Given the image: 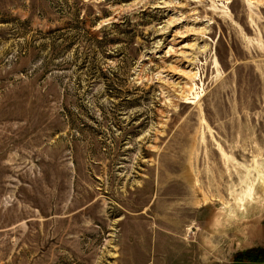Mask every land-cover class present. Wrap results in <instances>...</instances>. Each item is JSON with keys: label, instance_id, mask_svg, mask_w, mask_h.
<instances>
[{"label": "rangeland", "instance_id": "rangeland-1", "mask_svg": "<svg viewBox=\"0 0 264 264\" xmlns=\"http://www.w3.org/2000/svg\"><path fill=\"white\" fill-rule=\"evenodd\" d=\"M256 249L264 0H0V264Z\"/></svg>", "mask_w": 264, "mask_h": 264}, {"label": "trees", "instance_id": "trees-1", "mask_svg": "<svg viewBox=\"0 0 264 264\" xmlns=\"http://www.w3.org/2000/svg\"><path fill=\"white\" fill-rule=\"evenodd\" d=\"M241 256H244L246 258L244 260H247L251 264L257 263V262L264 264V249L263 250H260V249L246 250V251L236 254L235 258H240ZM240 262H243V261H240Z\"/></svg>", "mask_w": 264, "mask_h": 264}, {"label": "bare ground", "instance_id": "bare-ground-1", "mask_svg": "<svg viewBox=\"0 0 264 264\" xmlns=\"http://www.w3.org/2000/svg\"><path fill=\"white\" fill-rule=\"evenodd\" d=\"M189 73L191 74V77L190 78H195L197 73L196 72H193V71H189Z\"/></svg>", "mask_w": 264, "mask_h": 264}]
</instances>
